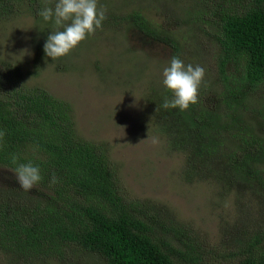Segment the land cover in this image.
<instances>
[{
  "label": "trees",
  "instance_id": "trees-1",
  "mask_svg": "<svg viewBox=\"0 0 264 264\" xmlns=\"http://www.w3.org/2000/svg\"><path fill=\"white\" fill-rule=\"evenodd\" d=\"M33 0H0V25L35 11ZM101 28L132 25L145 37L172 50L183 60L181 46L168 32L135 10L109 14ZM219 45L216 82L225 102L227 121H236L237 150L212 148L214 116L199 102L187 110L164 109L172 93L163 87L152 115L171 148L186 158L192 178L206 176L232 185L237 175L264 189V139L230 115L239 103L264 83V0H246L220 11L212 23ZM63 30V29H62ZM48 35L39 41L45 45ZM0 86V168L17 180L20 163L39 166L42 181L14 199L0 193V254L13 264H50L61 251H81L103 264H197L204 253L197 238L176 224L151 226L130 199L103 145L78 132L73 107L40 86ZM242 131H241V130ZM248 129V130H247ZM18 156L16 164L12 156ZM55 174L58 183L51 184ZM136 205V206H135ZM135 206V208H133ZM231 264H264V229L249 233L237 251L216 253ZM215 255V256H216ZM34 257V258H33ZM62 260V258H61Z\"/></svg>",
  "mask_w": 264,
  "mask_h": 264
},
{
  "label": "rangeland",
  "instance_id": "rangeland-1",
  "mask_svg": "<svg viewBox=\"0 0 264 264\" xmlns=\"http://www.w3.org/2000/svg\"><path fill=\"white\" fill-rule=\"evenodd\" d=\"M246 0H99L106 16L142 13L179 43L185 64L205 69L199 89L203 107L214 116L217 148L237 150L239 123L227 121V107L216 82L219 45L212 23L220 11ZM56 0H33L36 12L0 25V86H40L73 107L79 134L105 146L126 194L146 214L151 226L176 224L197 238L204 253L197 264H231L222 252L243 247L249 233L264 229V189L238 175L232 185L207 176L192 178L183 154L174 151L152 115L163 91L162 71L172 50L141 34L132 25L100 28L68 55L53 60L39 41L55 31L38 13ZM62 30V29H60ZM234 103L231 116L264 139V83ZM247 129V130H248ZM241 130V129H240ZM242 131V130H241ZM0 193L14 199L24 190L0 168ZM136 206V205H135ZM135 206L133 208H135ZM50 264H103L81 251H61ZM216 255V256H215ZM34 258V257H33ZM62 258V260H61ZM0 264H13L0 254ZM31 264H38L36 259Z\"/></svg>",
  "mask_w": 264,
  "mask_h": 264
},
{
  "label": "clouds",
  "instance_id": "clouds-1",
  "mask_svg": "<svg viewBox=\"0 0 264 264\" xmlns=\"http://www.w3.org/2000/svg\"><path fill=\"white\" fill-rule=\"evenodd\" d=\"M106 11V7L99 4V0H56L54 7L46 5L38 15L45 22L51 21L56 29L51 32L44 45L46 56L56 60L68 55L102 27L107 18ZM205 74L202 66L185 64L181 58L172 57L162 71L163 86L172 93V98L166 96L162 107L184 111L190 105L198 103L199 89L204 83ZM4 135L5 133L0 131V140H3ZM18 159V156H12L14 164ZM15 173L24 191H30L43 179L39 166L32 162L20 163ZM58 182V178L53 174L50 183L54 185Z\"/></svg>",
  "mask_w": 264,
  "mask_h": 264
}]
</instances>
